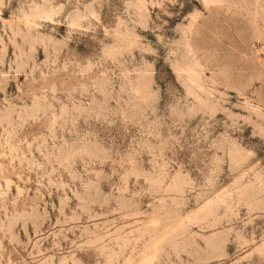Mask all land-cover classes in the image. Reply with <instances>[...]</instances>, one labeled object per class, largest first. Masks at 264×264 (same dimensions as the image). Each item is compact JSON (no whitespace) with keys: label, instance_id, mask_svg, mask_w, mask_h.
<instances>
[{"label":"rangeland","instance_id":"1","mask_svg":"<svg viewBox=\"0 0 264 264\" xmlns=\"http://www.w3.org/2000/svg\"><path fill=\"white\" fill-rule=\"evenodd\" d=\"M0 264H264V0H0Z\"/></svg>","mask_w":264,"mask_h":264}]
</instances>
